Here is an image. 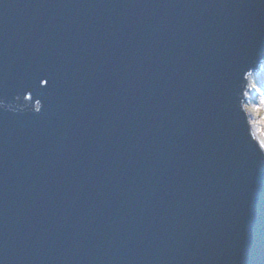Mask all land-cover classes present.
Masks as SVG:
<instances>
[{
	"label": "water",
	"instance_id": "95a60500",
	"mask_svg": "<svg viewBox=\"0 0 264 264\" xmlns=\"http://www.w3.org/2000/svg\"><path fill=\"white\" fill-rule=\"evenodd\" d=\"M262 63L264 0H0V264H264Z\"/></svg>",
	"mask_w": 264,
	"mask_h": 264
},
{
	"label": "rangeland",
	"instance_id": "374dc122",
	"mask_svg": "<svg viewBox=\"0 0 264 264\" xmlns=\"http://www.w3.org/2000/svg\"><path fill=\"white\" fill-rule=\"evenodd\" d=\"M248 87L246 91V98L244 101V107L246 109L248 119H250V126L252 131L258 140V132L256 126L253 125L254 120H259V114H253L249 109L259 108L261 100L264 99V64L259 66L256 72L248 76Z\"/></svg>",
	"mask_w": 264,
	"mask_h": 264
},
{
	"label": "snow or ice",
	"instance_id": "6c2138e0",
	"mask_svg": "<svg viewBox=\"0 0 264 264\" xmlns=\"http://www.w3.org/2000/svg\"><path fill=\"white\" fill-rule=\"evenodd\" d=\"M253 114H259V120H254L252 123L256 126L258 132V142L261 149H264V99L261 100L259 108L249 109Z\"/></svg>",
	"mask_w": 264,
	"mask_h": 264
},
{
	"label": "bare ground",
	"instance_id": "6f19581e",
	"mask_svg": "<svg viewBox=\"0 0 264 264\" xmlns=\"http://www.w3.org/2000/svg\"><path fill=\"white\" fill-rule=\"evenodd\" d=\"M262 64H264V63H262ZM251 74H252V73H251ZM249 75H250V74H249ZM249 75H248V76H249ZM247 116H248V115H247ZM249 122L251 123L250 119H249Z\"/></svg>",
	"mask_w": 264,
	"mask_h": 264
}]
</instances>
